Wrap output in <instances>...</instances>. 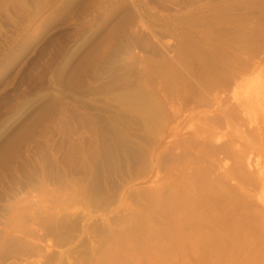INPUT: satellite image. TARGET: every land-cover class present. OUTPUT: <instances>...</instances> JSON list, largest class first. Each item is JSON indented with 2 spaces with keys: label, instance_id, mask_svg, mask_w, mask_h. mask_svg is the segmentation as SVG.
<instances>
[{
  "label": "rangeland",
  "instance_id": "374dc122",
  "mask_svg": "<svg viewBox=\"0 0 264 264\" xmlns=\"http://www.w3.org/2000/svg\"><path fill=\"white\" fill-rule=\"evenodd\" d=\"M207 137L264 170V0H0V264H264L170 224Z\"/></svg>",
  "mask_w": 264,
  "mask_h": 264
},
{
  "label": "bare ground",
  "instance_id": "6f19581e",
  "mask_svg": "<svg viewBox=\"0 0 264 264\" xmlns=\"http://www.w3.org/2000/svg\"><path fill=\"white\" fill-rule=\"evenodd\" d=\"M227 100V97L215 96L206 103V107L218 106V114L210 116L209 123L232 128L238 120V109L242 113L244 108L242 105L240 108L226 105ZM199 144L203 149L196 153L190 163L194 170L190 176V186H177L173 177L168 182L170 224L177 215L179 228L194 230L186 233V237L252 240L257 235L253 229L264 225V207H259L252 195L264 187V170L256 164H250V157L247 158L249 154L241 150L234 139L213 146L207 137ZM230 157L237 160L233 165L228 168L219 166L217 159L220 163L221 159ZM222 168L223 171H220Z\"/></svg>",
  "mask_w": 264,
  "mask_h": 264
}]
</instances>
